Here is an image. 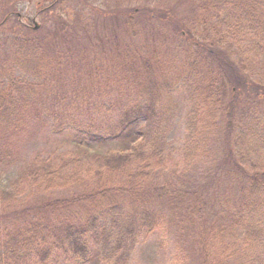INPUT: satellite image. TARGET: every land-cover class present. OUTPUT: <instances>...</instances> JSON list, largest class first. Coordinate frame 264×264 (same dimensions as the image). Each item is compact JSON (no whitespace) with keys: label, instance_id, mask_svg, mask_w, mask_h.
<instances>
[{"label":"trees","instance_id":"1","mask_svg":"<svg viewBox=\"0 0 264 264\" xmlns=\"http://www.w3.org/2000/svg\"><path fill=\"white\" fill-rule=\"evenodd\" d=\"M104 1L128 3L105 10L84 0L53 17L51 32L65 51L80 52L75 68L95 94L79 108L92 105V113L70 116L67 148L36 154L13 180L8 146L54 116L39 93L53 72L27 39L0 59V172H10L9 183L0 181V207L19 206L27 193L42 199L27 219L2 226L0 264L87 262L91 245L103 241L121 264L122 251L172 232L200 264H264V0H148L154 6L136 8L132 0ZM69 15L78 28L63 19ZM92 25L102 26L95 39L109 44V66L86 48ZM171 34L182 61L165 56ZM177 118L185 135L171 145ZM125 134L137 137L126 149L95 146ZM171 196L187 212L179 215Z\"/></svg>","mask_w":264,"mask_h":264},{"label":"rangeland","instance_id":"2","mask_svg":"<svg viewBox=\"0 0 264 264\" xmlns=\"http://www.w3.org/2000/svg\"><path fill=\"white\" fill-rule=\"evenodd\" d=\"M83 1L84 0H64V2L59 3V1L56 5H53L54 0H0V23L5 19L8 21L4 28L3 26L0 27V59L9 56L7 54H9V50L12 49L11 45L13 42H17V44L21 46V43L27 39V42L32 47H37V51L40 54L42 52L45 55V60L48 62V71L53 72L51 82L44 84L41 87L39 93L42 95V100L45 103V112L49 111L53 113L54 116L49 118L48 123L44 122V125L40 124L35 129L33 128V132L28 130L26 133L27 139L23 138L19 142H13L9 144L8 147L14 151L13 160L9 164V171L12 170V168L15 171L13 178L10 177L11 180L17 176L19 172L18 167L21 164L25 166L27 161L32 160L36 154L41 153L46 155L50 150L53 149H66L67 145L63 144L71 138V128H67V126L73 125V120L69 117L76 116V118H78L88 107L91 113L93 111L92 105H87L88 107L85 108H79V106L82 105V100L91 94H95V91L91 89L90 86L85 84V80L88 75H84V70H81L80 72L78 68H75L76 61L74 56L79 57L80 52L77 50H75L73 53L68 52L67 50L65 51L62 44L60 43V38L51 33L53 32L54 26L57 25L55 23L53 26V23L58 19V15L65 9L73 10L76 8V5ZM92 1L93 4H96L98 7H102L105 10H111L109 7L116 10L124 9L125 5L128 3L125 1L121 4H117L116 2L107 4L104 0ZM132 1V8L147 5L154 6L155 4L148 0ZM107 5H109V7ZM46 7L48 9L43 10ZM14 10H17V12L21 14L20 20L14 14H10V16L7 17L9 12ZM185 10L186 7L181 6L178 11L182 12L183 17L186 16L187 18H190L191 13ZM48 13H51L52 17L48 16ZM53 17L55 20H53ZM180 17L183 18L182 16ZM83 18H86V15H83ZM33 19H36L40 24V28L38 30L30 29L32 26L29 28V25H32ZM63 19L69 22L70 28H78L77 24H71L72 17H70V15L69 17H63ZM15 24H17L19 27L17 28L19 34H12ZM24 24H26L28 27L24 26ZM83 24H86V28L88 29L85 31V33L87 31L90 32L91 30H89V22H85ZM92 26L94 36L91 35V33H89V35L85 34L84 37L86 44L84 42L83 43L86 45L88 51H92L94 48L97 49L98 56L96 64L98 66H101L102 61L104 62L105 67L109 66L110 55L112 54L108 49L109 44H104L101 40L98 42L95 39L98 29H100V32H103L102 26ZM108 33L109 32H106V34ZM173 39L174 35L171 34L165 40L166 44H163L168 51V54L165 53V56L168 57V59L173 58L175 60L182 61L184 59V55L182 54V51L178 49L177 43ZM2 47H5V50L2 51ZM153 53L154 52L152 50L149 51V54ZM75 75L77 76L74 77ZM55 109H58V111L53 112ZM103 113L104 111L94 113L98 114L95 115V119L97 121L103 119ZM90 117L91 116L89 114H85L83 119L89 120ZM137 125L138 128L141 127L143 125V121H139ZM58 128H62V130L57 131ZM184 135L185 129L182 120L177 118L176 120L172 121V130L168 136L170 138L171 145L180 143L179 141L183 139ZM136 138L132 135V138L129 139L128 134H125L119 138L109 140V142L104 144V146V142L98 144L96 143L95 146L106 151L121 150L128 148ZM213 148L219 151L220 143L216 141ZM41 151L46 152L42 153ZM202 165L205 167V164ZM196 166L200 168L201 161L197 163ZM9 175L10 172H0V181L4 183L7 182ZM27 194L22 195L24 196V200L20 202L22 204H19V206L8 208L0 207V230L2 226H5V224L8 222L22 221L27 219L29 216H31V208L33 206L32 204L36 202L35 206H37L42 201V199L35 196H32L33 199H30ZM56 195L59 196L62 194L56 193ZM51 196L52 195H50V198ZM171 199L174 209L178 211L179 215L187 212V207L182 209L183 206L180 203L181 199L179 197L171 196ZM186 227L188 228L187 224ZM180 237L183 239V242L187 247L190 242L187 232L184 231L183 235L180 232ZM177 238L178 234H175V232H172L169 235L156 233L150 236L147 240L139 242L128 252L126 250L122 251L124 260L121 262V264H200V261L198 258H196V255L192 256L193 254L191 255L189 251L187 252V249H183L178 245ZM108 250L109 245L107 241L100 243L94 242L90 247L89 261L84 262L81 260H64L53 264H115L113 258L108 256ZM179 256H183V258H185L184 263L181 262Z\"/></svg>","mask_w":264,"mask_h":264},{"label":"water","instance_id":"3","mask_svg":"<svg viewBox=\"0 0 264 264\" xmlns=\"http://www.w3.org/2000/svg\"><path fill=\"white\" fill-rule=\"evenodd\" d=\"M34 23H35L34 28H35V29H38V28L40 27V25H39V23L36 21V19L34 20Z\"/></svg>","mask_w":264,"mask_h":264}]
</instances>
